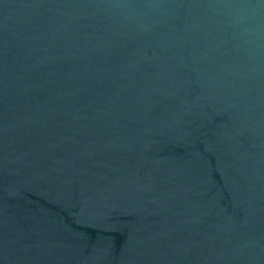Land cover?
<instances>
[{
    "label": "water",
    "instance_id": "water-1",
    "mask_svg": "<svg viewBox=\"0 0 264 264\" xmlns=\"http://www.w3.org/2000/svg\"><path fill=\"white\" fill-rule=\"evenodd\" d=\"M0 264H264V0H0Z\"/></svg>",
    "mask_w": 264,
    "mask_h": 264
}]
</instances>
